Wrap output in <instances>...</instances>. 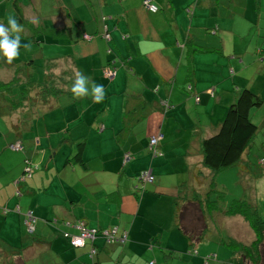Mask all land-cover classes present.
<instances>
[{"label": "crops", "instance_id": "obj_1", "mask_svg": "<svg viewBox=\"0 0 264 264\" xmlns=\"http://www.w3.org/2000/svg\"><path fill=\"white\" fill-rule=\"evenodd\" d=\"M154 1L158 6V11L155 13L147 10L142 0H61L57 11L43 12L41 15L44 21L50 19V25L55 29L49 42L40 46L42 54L39 53V58L43 61L44 74L49 72L68 94L60 97L58 107L51 111H44L42 117L41 115L38 118L32 117L25 131L26 136L31 137L30 134L37 132L33 131L35 129L33 124L44 129L46 137L42 136L40 141V138L34 136L33 142L43 147L40 149V152H43L42 158L49 156L50 165L52 162L60 163L63 158V153L59 155L61 153L54 146V141L48 140L50 135L57 129L66 131L67 126L75 121L79 114L82 116L92 108L96 111L101 110L95 112L96 119L107 121L118 119L124 91H139L147 100L158 106L157 110L162 112L164 110L171 123L167 125L162 121L161 112H153L141 123L142 126H137L136 131L137 134L141 133V138L137 142L129 141L130 146L127 148L134 154L138 152L139 157L143 149L142 142L145 144L152 135L162 134L164 158L153 160L154 166H149V162L148 165L139 167L151 169L155 175L151 184L152 191H146L138 196L134 193L136 179H117L114 174L109 177L110 173H104L105 170L115 171L114 165L112 166L114 164L112 158L116 157L114 151L119 149L116 152H120L125 148V144L118 143L114 137L120 123L106 121L104 123L106 126L104 124L91 126L97 130V133L99 132V145L93 148V153L85 151L84 156L89 160L91 156H94L98 164L96 168L103 170V173L97 172L93 181L87 178L86 182L85 179V185L81 188L85 195L80 199L81 202H70L52 189H46L44 195L38 191L28 201L19 199L22 210L32 209L33 213L42 219L55 217L77 220L81 218L88 226L96 229L116 225L119 233L127 232L128 241L125 244L105 245L102 239L95 238L94 244L86 240L87 246L76 250L69 249V244H65V240H47L43 235L39 241L32 242L34 257L43 255L46 249L49 250V246L56 245V255L52 256L57 259V264L72 258L75 262L88 260L90 257L87 251H90V248L94 250L92 254L96 264H150L151 259H154V264H160L161 257L157 249L160 248L164 254V247H167L165 245L169 243L163 241V235L158 229H152L150 225H146V220L158 222L159 216H163L166 222L167 219L172 221L175 218V206L172 200L175 196L171 195L176 191L178 193L176 194L180 195L182 188L183 193L186 194L193 187L192 169L200 162V137L202 134L209 135L216 130L217 123L223 114V107L230 98L234 97L233 91L238 87L237 72L250 68L258 61L255 57L258 54L259 42L264 41V0L254 2L248 0ZM243 2L250 3L251 5L247 8L253 10V16L247 20L249 27L245 26V36H247L245 39L248 41L245 46L237 45L233 31L222 29V23H220L222 20H229L233 14L224 15L220 10L222 4L227 3L235 8V3ZM37 9L41 14L43 10L39 7ZM200 11H206L209 15L196 17L195 14ZM74 23L80 26L76 31L72 29ZM66 27H69V30H66ZM201 33L205 36L198 38ZM223 33L233 36L228 47L218 42L220 39L223 41ZM187 39L198 46L215 49L194 54L190 78L187 65L189 48ZM261 45L264 46V42ZM46 47H49L53 53L46 52ZM250 49L252 50L250 59H246ZM32 61L34 65L35 59ZM261 61L259 59L257 63ZM257 67H261L260 64H257ZM113 68H115V76L112 75ZM78 72L86 75L90 82L104 85L106 96L102 102L94 103L90 97L83 99L73 97L71 88ZM188 84H192L191 91L187 89ZM196 95L199 100H196ZM163 102H167L170 106L164 109ZM80 109L83 113L79 112ZM188 113L191 118L185 124L184 117ZM2 118L10 120L8 116ZM13 118L11 120H14ZM85 119L83 124L69 132L68 147L71 150L75 147V140L88 135L87 131L90 130L87 128L88 118ZM94 120V118L90 119V124ZM199 120H202V123ZM105 127L107 129H104ZM10 133H5L2 137L0 157L4 144L12 139ZM178 133H181V138L184 139L182 145L173 142V137ZM30 150L28 149L29 152ZM172 150L176 152L173 157L169 156ZM58 156L60 159L57 158ZM13 157H15L14 161L20 162V156L13 155ZM131 161L133 164V160ZM6 163L7 166H12L9 164L12 162ZM54 170L52 167V172ZM61 175L62 173L59 176ZM8 177L10 176L2 175L4 182L0 184L1 189L9 188L8 191L3 192L4 197L7 198L13 193L12 177ZM48 183L49 178L41 179L36 184L47 186ZM115 189L119 191L117 200L109 201L106 194ZM74 190L73 193L69 190L67 194L70 192L71 195H77L76 189ZM170 190L173 192L168 194ZM9 203L12 204L10 200H2L0 205L12 206ZM148 206H151L154 211L149 212ZM230 218L232 217L223 218V226L230 222ZM234 219L235 223L242 224L240 218ZM42 228L49 231L48 226L43 225ZM67 230L72 233L77 232V228ZM25 233L27 234L26 230ZM205 241L198 244L195 249L203 245ZM45 242L51 244L46 245ZM203 256L197 254L191 259L204 260ZM25 259L27 260V257ZM38 261L40 264H45L42 260ZM203 264L211 263L209 260Z\"/></svg>", "mask_w": 264, "mask_h": 264}, {"label": "trees", "instance_id": "obj_2", "mask_svg": "<svg viewBox=\"0 0 264 264\" xmlns=\"http://www.w3.org/2000/svg\"><path fill=\"white\" fill-rule=\"evenodd\" d=\"M144 1L145 0H142L143 3ZM150 3L157 7L156 11L150 12H157L158 6L155 1L150 0ZM12 5L14 6L19 21L21 23L26 22L27 19L25 20L26 17L20 2L18 0H13ZM147 10L149 9L147 8ZM40 19H43L42 16L40 17V15H37L35 17V22H38ZM49 20L50 19H48V21ZM28 21L31 22V20ZM49 23H47V26L44 21L42 30L46 28V31L53 35L55 29L51 27V25L49 26ZM66 30H69V27H66ZM58 32L59 30L57 33ZM108 35L109 34H107V37ZM188 39L187 65L189 70L188 77L190 78L192 75L194 54L214 51L215 49L198 46ZM262 42L264 41L261 40L259 42L258 54L256 56L257 62H259V59L262 60L260 62L261 68L256 69L264 73V46L261 45ZM32 62V59H30L26 69H24L27 76L26 80H22L21 76L18 75L20 71V66H18L13 71L10 79L4 82L0 81V118L5 116L10 118V135L12 136V139L8 140L4 145V149L20 156V162L13 160L11 161L12 163H9L10 165L12 164V166H7V163L2 161L4 157H0L2 161H0V184L4 182L2 175H8L10 176L8 178L12 177L11 184L13 186V193H11L8 198L4 197L3 192L5 190L8 191L9 188H0V202L2 200H10V202H12V204L9 203L12 206L9 207L5 204L0 205V208H2L6 214L10 212L11 209V211L13 210L21 215L28 235H35V224L37 223H39V225L43 224L48 226L49 231L52 232L50 239L65 240V244H69V249H83L87 246L86 240L94 244L95 238L102 239L105 245H112L115 243H119L120 245L125 244L128 241L127 232L121 231V233H119L118 226L116 225H111L104 229H96L88 226L81 218L77 220L59 219L55 217L42 219L34 214L32 209H21V201H28L30 198L34 197L38 191L44 195V192L47 191L46 189H52V191L57 192L58 195H63L69 199L70 202H81L80 199L85 195L83 189L81 191V188L85 185V179L86 182L88 180L93 181L97 172L103 173V170L96 168L98 164L94 156H91L90 160L84 156L85 151L93 153V148L99 145V132L97 133V130L91 126H93V124L95 127L100 126L107 121L105 119L101 120L100 118L96 119L95 112H100L101 110L96 111L92 108V110L89 109L82 116L79 114V116L75 118L76 120L67 126L66 131L57 129L54 134L50 135L48 140L54 141V146L60 151V156L63 153V158L60 160V163L56 164L52 162L50 165L48 163L49 156L45 159L42 158L43 152H40V149L43 147L40 146L39 143L33 142L36 136L40 138V141L41 138L46 137L44 129L37 126V124H33L35 128H33V131L37 132H35V134H30L32 135L31 137L26 136L27 133L25 130L32 117L38 118L40 115L42 117L44 111H51L56 106L58 107L59 100L61 99L60 97L68 93H66L57 83L56 78L49 72L45 74L44 81L41 82L36 80L33 74L34 68L32 67ZM17 63L18 61H14L13 64ZM107 67L108 66H105V68ZM108 68L111 69L110 67ZM114 69L115 68L111 70L113 76H115L116 73ZM240 72H237L236 78ZM14 73H18L17 77L13 76ZM239 82L240 81L237 80L236 85L238 87L233 91L235 92L234 97L232 99L230 98L229 102L223 107V114L217 123L216 130L209 135L200 137V162L192 169L193 187L189 192L186 193L185 191L186 194H184L182 190V192L179 193L180 195H175V225L187 238L189 248L193 251L198 244L207 238L206 235L210 232L211 221L222 227L223 218L238 217L247 225V229L251 231L253 237L248 238V240H244V238L240 239L233 235H227L226 238H222L225 240H221L220 243L226 246L230 252L224 264H264V219L258 211L257 204H255L253 200L240 198L233 199L229 205L221 207L219 202L223 200L225 192L218 189L215 182L218 173L221 171L237 165H241V167L245 168L250 164V148L252 147L254 136L258 130V126L253 121L252 110L262 106V104H264V98L254 91L250 83H246V85L242 87ZM262 85L264 86V84ZM187 89L191 91L192 84H188ZM212 94L213 90L211 91V95ZM197 99L199 100V97L196 95V100ZM163 106L164 109H166L170 105L167 102H163ZM157 107L158 106L147 100L139 91H124L122 93L119 118L107 121V123H120V127L115 131L114 137L118 143L125 144V148L120 152H116V150L119 151V149H114L116 157L112 158L114 159L112 161L114 164H112V162L111 164L112 166L114 165L113 169H115V171L111 172V170H105L104 173H110L109 177L114 174L117 179H136L137 183L134 187V193L138 196L146 191L153 190L151 184L154 181L155 175L152 173L151 169L148 170L139 167L148 165L149 162V166H151L153 165V160L156 161V159L164 158L165 148L162 144V134L155 143L151 142V138L158 137V134L149 137L147 143L143 144L144 142H142L143 149H141L139 157L138 152L134 154L129 152L127 148L130 146L129 141L137 142V140L141 138V133L137 134V126H142L141 123L147 119L150 114L159 111ZM79 112L83 113L81 109ZM159 112L163 115L162 121L169 125L171 122L167 119L166 112H164V110L163 112ZM16 115L18 116L17 118ZM86 117L88 118L87 128L90 129L87 131L88 135L75 140V147L71 150L68 147L69 132L73 128L83 124L84 121H86ZM11 118L14 120H11ZM93 118L95 120L90 124V119L92 120ZM189 118H191V116H189L188 113L187 116L184 117L186 121L185 124H187ZM104 126L106 125L104 124ZM104 129H107V127ZM15 145H18V147L15 148ZM28 149H31L30 152ZM44 149H46V147ZM173 154H176L174 150H172L170 155H166L173 157ZM57 158L60 159L59 156ZM131 160H133V164ZM142 160H144L143 163H141ZM138 162L141 163V165H137ZM131 165L136 168L134 169ZM262 166V174L264 176V165ZM52 167L55 169L53 172ZM59 171L62 173L61 176H59L61 174ZM146 174H150L152 177L151 181L144 178ZM48 178L49 185L39 186L36 184L39 180ZM80 180L82 181L80 182ZM74 189H76L77 195H71L69 194L70 192L67 194L69 190L73 193L75 191ZM106 195L109 201L114 202L117 200L119 191L115 189L107 192ZM212 195H214V199H211ZM19 199H21V201ZM66 228H77V232H69ZM84 232H86L88 236L83 239L82 245H74V239L81 236ZM41 238L42 236H35L31 239V242H37ZM27 249V247H20L10 251L11 258L9 257L10 260H6V264H26L25 258L27 257ZM163 251L164 255L168 253L165 252V250ZM92 253H94V250L92 251V248H90V251H87L90 257V259L88 258L89 261L86 259L75 262L74 258H72L65 260L62 264H96ZM150 264H152V262H150Z\"/></svg>", "mask_w": 264, "mask_h": 264}, {"label": "rangeland", "instance_id": "obj_3", "mask_svg": "<svg viewBox=\"0 0 264 264\" xmlns=\"http://www.w3.org/2000/svg\"><path fill=\"white\" fill-rule=\"evenodd\" d=\"M18 1L23 7V12L26 17L25 20L27 19L26 22L21 23L16 16V11L14 9V6L12 5L13 0H0V23L6 24L7 18L9 16H15L22 29L20 32L21 44H28L29 47L26 49L23 47L21 48L20 56L16 60H14L18 61L17 64H13L14 61L12 63H7L5 59L0 58V81L4 82L10 79L13 71L18 66H20V71L18 72L19 74L14 73L13 76L17 77L18 74L19 76H21L22 80H26L27 76L24 72V69H26L27 63L30 59H35L34 65L32 66L34 68L33 74L36 80L42 82L45 80V74L42 67L43 61L41 60V58H39V53L42 54V51H40V46H43L45 42H49V40L52 38V35L47 32L46 29L42 30L44 20L40 19L38 22H35V17L37 15H40L41 17L43 12L53 13L57 11L58 3H60L61 0ZM248 1L254 2L255 0ZM248 5L250 6L251 4L243 2L242 4L235 3V8H232L233 5L229 6L227 3H224L220 6V10L222 13H224V15L233 13L231 14V16L229 15V20H222L220 23H222V29H231L233 31V35L237 39V45L241 44L245 46L248 43V41L245 39L247 37L245 36V26H248L247 20L249 19V17L253 16V10H249L247 8ZM37 7L43 10L41 14L38 11ZM208 15L209 14L206 11H200L195 14L196 17H207ZM28 20H31L32 23ZM45 22L49 23L50 20H47ZM77 28H80V26L74 23V25H72V29L76 31ZM203 36H205V34L201 33L198 38ZM223 37V41L222 39H220L218 42L219 44L224 43V45L228 47V43L233 36L228 33H223ZM46 52L53 53L49 47H46ZM251 52L252 50L250 49L249 56L246 57V59H250ZM257 64L260 63L256 62L252 64L250 68H245L242 72L238 73L236 79L240 81L239 84L242 85V87L245 86L246 83H250L254 91L259 95H262V97L264 98V86L262 85L264 84V73L261 72V70L256 69ZM257 68L260 69L261 67ZM252 114L253 121L258 126V130L254 136L252 147L250 148V164L245 168L241 167V165H237L221 171L220 173H218L215 182L217 188L225 192L223 200L219 202V205L221 207L229 205V203L233 199L245 198L248 200H253L255 201V204H257L258 211L264 219V176L262 174V165H264V104H262V106H260L258 109H253ZM199 121L200 123H202V120ZM10 130L11 122L9 120L0 118V142L2 141V137L5 135V133H9ZM175 136L173 137V142L177 145H182L184 139L181 138V133H178ZM204 136L206 135L203 134L202 137ZM183 137L187 138V136ZM167 142L171 143L170 140H167ZM13 155L17 156V154L12 153L7 149L2 150L1 156L4 157V160L2 161H13V158H15L13 157ZM143 162L144 160L141 161V163ZM141 163L138 162L137 165H141ZM181 190H183V188ZM172 192L173 190H170L168 194ZM176 193H172L171 196H177L178 193ZM213 196L214 195H212L211 199H214ZM175 198L172 199L173 203ZM147 209L149 212L154 211L151 206H148ZM158 219V222L146 220L145 224L150 225L152 229H158L159 233L163 235V241L169 243L165 245L167 247H164L165 252H168L166 255L162 253L160 248L157 249V252L161 257L160 264H203L204 262L207 263V259L208 261L210 260L211 264H224L230 252L226 246L220 243L221 240H225L222 238H226L227 235H233L240 239L244 238V240H248V238L253 237L251 231L247 229V225L243 222L242 224L239 222L235 223L236 220L234 218H230V222L226 226H223L222 224V227H220L219 224L216 225L211 221L210 232H208V234L206 235V241L203 245H200L197 249L191 251L187 238L183 234L181 235V233L176 228L175 218H173L172 221H168L167 219L166 222L164 221L163 216H159ZM35 225V235H27L25 233L26 229L23 224L21 215L17 214L13 210L11 211V209L10 212L6 214L2 210V208H0V253H2L0 254V264H6V260H10L11 258L10 251H12L13 249H18L20 247L28 248L26 260L27 264H40V261L38 260L44 261L45 264H57V259L52 256L56 255V245L49 246V250L45 248L46 251L43 252V255H39L38 257H34L32 255L31 239L35 236L38 237L44 235L47 240H49L52 235L51 231L44 230V228H42L43 224L39 225V223H37ZM45 244L49 245L51 243L45 242ZM207 252L208 254H206ZM197 254L204 255V260H200L198 258H196V260L191 259L193 255ZM29 256L31 258L28 259ZM153 261L154 259H151V261L149 262H152V264H154Z\"/></svg>", "mask_w": 264, "mask_h": 264}, {"label": "clouds", "instance_id": "obj_4", "mask_svg": "<svg viewBox=\"0 0 264 264\" xmlns=\"http://www.w3.org/2000/svg\"><path fill=\"white\" fill-rule=\"evenodd\" d=\"M21 25L15 16H9L7 22L0 23V58L12 63L20 56L21 48H28V44H21ZM71 92L74 98L90 97L94 103L105 99L104 85L90 82L89 78L81 72L76 73Z\"/></svg>", "mask_w": 264, "mask_h": 264}, {"label": "built area", "instance_id": "obj_5", "mask_svg": "<svg viewBox=\"0 0 264 264\" xmlns=\"http://www.w3.org/2000/svg\"><path fill=\"white\" fill-rule=\"evenodd\" d=\"M144 4L149 9V11L154 12V11L157 10V7L154 4H151L150 3V0H145L144 1ZM160 136L161 135H159L158 137H152L151 138V142L152 143H155L156 140L160 138ZM14 147L17 148L18 145H15ZM144 178L147 179V180H149V181L152 180V177L150 176V174H146V176L144 175ZM87 236H88V234L86 232L82 233L81 236H79V237H77V238L74 239V241H73L74 245H77V246L82 245V243L84 241L83 239L86 238Z\"/></svg>", "mask_w": 264, "mask_h": 264}]
</instances>
